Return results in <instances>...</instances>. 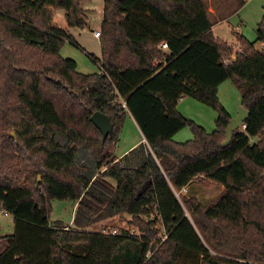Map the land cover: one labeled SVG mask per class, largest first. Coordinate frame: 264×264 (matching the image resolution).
<instances>
[{"label": "trees", "instance_id": "trees-1", "mask_svg": "<svg viewBox=\"0 0 264 264\" xmlns=\"http://www.w3.org/2000/svg\"><path fill=\"white\" fill-rule=\"evenodd\" d=\"M83 2L0 0V211L14 226L0 264H264V6L255 40L232 32L235 50L205 0H103L99 71L82 73L53 15L82 28ZM226 79L248 116L221 147ZM181 97L216 112L212 131L177 110ZM95 111L112 123L105 139ZM127 114L145 142L117 159ZM185 126L193 137L175 141ZM195 182L221 191L203 204ZM54 200L74 203L70 227L49 222ZM121 216L133 230H90Z\"/></svg>", "mask_w": 264, "mask_h": 264}, {"label": "rangeland", "instance_id": "rangeland-1", "mask_svg": "<svg viewBox=\"0 0 264 264\" xmlns=\"http://www.w3.org/2000/svg\"><path fill=\"white\" fill-rule=\"evenodd\" d=\"M209 10L212 14V20L216 21L217 18L223 16H229L228 22L224 21L219 25L213 27L214 35L223 38L234 47L236 50L238 44L233 35V30L239 29V33L245 36L250 41L256 38V25L260 21L263 13L264 0H205ZM83 7L85 8L86 25L82 28L70 27L67 25L64 11L58 9L54 12L53 22L59 27L67 28L71 34H73L75 43L65 40L60 47V55L64 58L73 59L76 62V68L82 73H93L99 69L96 62L93 61L91 55L100 57L99 39L93 34V30H99L102 20V7L103 0H84ZM236 26V29L232 30V27ZM257 49H263L261 42L256 43ZM217 95L219 102L224 108L232 115H236L238 107L240 105V93L238 88L232 81V79H226L218 85ZM192 100V98H189ZM194 101V100H192ZM197 101V100H196ZM197 108H190L185 111L184 116L188 119L195 121L197 124L203 126L206 131H212L215 123L216 112L208 105L201 102H196ZM234 115V116H235ZM232 117V116H231ZM201 122V123H199ZM184 133V134H183ZM125 134L128 131L125 130ZM181 140H175L177 142H184L193 137L192 132L188 126L183 127L178 131V134L174 137H180ZM128 138L122 140L121 146L127 145ZM111 184H115L114 181H110ZM190 193L195 195L199 201L206 204L213 200L221 191V187L216 184L208 182L204 183H192L189 186ZM186 191H181L184 194ZM73 205L72 201H58L51 202V208L49 212V222H60L63 225H72L73 217ZM125 219H129L128 216L117 217L116 219H110L107 221V231L112 229L119 230L121 228H129L133 230L126 222ZM99 224H96L90 228V230H99ZM102 226V225H101ZM102 228V227H101ZM13 217L8 214H4L0 211V237L8 236L13 233ZM6 241L0 245V253L4 251Z\"/></svg>", "mask_w": 264, "mask_h": 264}, {"label": "crops", "instance_id": "crops-1", "mask_svg": "<svg viewBox=\"0 0 264 264\" xmlns=\"http://www.w3.org/2000/svg\"><path fill=\"white\" fill-rule=\"evenodd\" d=\"M209 9V8H208ZM212 14H214L213 12H212ZM228 17L229 16H223L222 18H217V20L216 21H214V23H213V25H212V28H211V30L213 29V27L215 26V25H219L220 23H222V22H224V21H226V22H228ZM237 27L236 26H233L232 27V30L233 29H236ZM67 29V28H66ZM93 31H95V30H93ZM234 31V30H233ZM236 31L237 32H239V29H236ZM212 32H213V30H212ZM257 43V42H256ZM256 43H255V46H256ZM97 71H99V69L97 70ZM189 98H191V97H181V98H179V100L177 101V106H176V108H177V110L182 114V115H184V113H186L185 111H187V109H190V108H197L196 106H198V105H196L197 103H194V101H196L195 99H193L192 98V100H194V101H192V100H190ZM197 102V101H196ZM230 114V113H229ZM235 115V114H234ZM234 115H232V114H230V116H234ZM199 123H201V122H199ZM125 130H127L128 131V134L126 135L125 134ZM178 134V132L177 133H175L174 135H173V139L174 140H181L182 138V136L183 135H181L180 137H174V136H176ZM184 134V133H183ZM128 138V140H127V145H125L124 147L123 146H121V143L120 142H122V140L124 139V138ZM145 142V139H144V137H143V135L141 134V132H140V130H139V128H138V126H137V124H136V122L134 121V119L132 118V116L130 115V114H127L126 115V117H125V119H124V122H123V124H122V126H121V129H120V132H119V135H118V137H117V140H116V143H115V148H114V155H115V157L117 158V159H120L123 155H125L128 151H130L132 148H134L136 145H138V143L139 142ZM74 209H75V205H73V211H74ZM74 213V212H73ZM112 219H114V218H112ZM116 219V218H115ZM110 220V219H109ZM125 220H129V219H125ZM107 221L108 220H106V221H104V222H102L101 224H99V225H106V223H107ZM63 226H68V227H70L71 225H63ZM5 241H3L2 243H4ZM5 247V246H4ZM1 254V253H0Z\"/></svg>", "mask_w": 264, "mask_h": 264}, {"label": "water", "instance_id": "water-1", "mask_svg": "<svg viewBox=\"0 0 264 264\" xmlns=\"http://www.w3.org/2000/svg\"><path fill=\"white\" fill-rule=\"evenodd\" d=\"M247 116H248V110L242 105H239L236 115L229 119L228 125L225 128V138L221 142V147H226L228 145L231 139L232 132L235 129H237L240 125L243 126ZM90 120L101 131L102 139H105L108 133L112 129V123L110 121L109 116L100 111H95L90 116ZM39 179L40 178L38 177V180ZM147 186H148V182L141 188L139 194L142 193Z\"/></svg>", "mask_w": 264, "mask_h": 264}, {"label": "built area", "instance_id": "built-area-1", "mask_svg": "<svg viewBox=\"0 0 264 264\" xmlns=\"http://www.w3.org/2000/svg\"><path fill=\"white\" fill-rule=\"evenodd\" d=\"M93 34H94L95 37H99V36H100V32H99V30H95V31L93 32ZM261 45H262V47H264V42H261ZM162 46L165 47L166 44H165V43H162ZM243 125H244V124H243ZM112 233H114V232H112Z\"/></svg>", "mask_w": 264, "mask_h": 264}]
</instances>
